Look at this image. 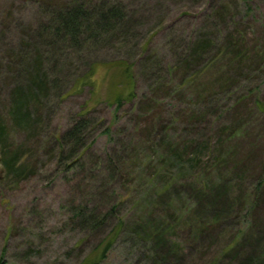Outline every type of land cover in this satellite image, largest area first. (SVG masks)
Returning <instances> with one entry per match:
<instances>
[{
	"label": "rangeland",
	"instance_id": "1",
	"mask_svg": "<svg viewBox=\"0 0 264 264\" xmlns=\"http://www.w3.org/2000/svg\"><path fill=\"white\" fill-rule=\"evenodd\" d=\"M80 1L100 11L94 0ZM98 1L106 2L100 8L122 4L124 13L110 18L111 31H98L107 27L101 21L91 25L81 55L54 37L57 19L46 15L66 0H0V264H145L130 236L111 233L117 220L89 226L113 204H121L127 232L154 218L168 223L170 242L183 243L172 251L174 264H264V0H250L249 15L241 0L219 12L209 0ZM44 24L50 46L38 39ZM212 40L226 44L210 47ZM32 48L33 62L39 65L43 49L44 69L59 81L29 95L24 115L35 109V126L11 116L23 80L15 73H25L22 52ZM191 48L215 62L180 63ZM232 52L239 56L233 62ZM100 63L131 68V101L116 105L114 86L126 82L105 67L94 75L95 96L89 85L58 96ZM194 70L188 89H169ZM86 109L102 124L81 165L68 170L57 164L53 141ZM218 177L224 200L201 185ZM171 183L170 193L154 189ZM198 217L202 227H190Z\"/></svg>",
	"mask_w": 264,
	"mask_h": 264
},
{
	"label": "trees",
	"instance_id": "2",
	"mask_svg": "<svg viewBox=\"0 0 264 264\" xmlns=\"http://www.w3.org/2000/svg\"><path fill=\"white\" fill-rule=\"evenodd\" d=\"M67 3L60 6L58 9L49 10L46 12V15L48 17V22L55 18L57 19L58 25L55 27V33L54 37L57 39L64 41L66 39V46L68 50H70L72 53H77L81 55L84 52V46L87 44L86 36L87 31H89V28L91 25H97L99 21L104 22L107 27L99 28L98 31L104 33L107 30H110L114 27L111 25L110 18L121 20L123 15V7L122 4H110L106 8H100L103 7V5H106L105 1H98L94 0V6L96 8H99L100 11L98 12H92L89 9H87L84 5L83 1L79 0H66ZM109 1V0H107ZM202 5H204V0H199ZM217 3H213L212 0H209L207 3H210L212 5L213 9H216L218 12L220 10H223L224 6L225 8H229V2L228 0H223V2L220 3L222 0H216ZM239 2H242L245 5V9L247 10V15L251 14L253 12V8H251V2L250 0H241ZM226 3V4H225ZM252 9V10H251ZM97 15H95V14ZM81 20H84L82 23ZM98 21V22H97ZM117 24L119 22H116ZM47 25L44 24L43 28L40 29L41 35L38 39H41L46 45L50 46V44L44 42V34L47 31ZM99 33L95 34V38L98 37ZM226 43L221 42L220 45H217L215 41L212 40V43L210 47L215 46H224ZM33 50L34 49H30ZM43 49L39 51L41 54V60L39 61V65L37 61L33 62V56L35 55V51L30 53L27 50H24L22 52V58L27 62H25L28 65V68L25 70V73L22 74L21 71H17L15 76L17 78H23L22 82L18 85L21 88L20 92H17L13 95H15V102L14 106L12 108V117L16 116L20 121L27 123L29 126H35L36 125V119H35V109L33 112H29L27 116L24 115V111L26 108L30 107L31 99L29 95L34 96L38 91H41L42 88L39 87V84L46 85L48 87V90L50 87H54L56 89L58 87L59 81L57 82V78L55 80H52L50 77L49 72L44 69V58H43ZM70 51L68 53H70ZM66 54V51H65ZM232 55V62L239 58L234 52L230 53ZM201 56L199 59L202 64H207L208 66L212 65V63L215 62V59L212 57H209V55H205V58L203 56V50L202 49H196L193 50H187L184 52L183 57L179 58V62L183 64L184 61L189 60H198V57ZM95 64L91 68H88L87 71L83 72L81 75L77 76L73 83H71V86L66 92H63L58 95L64 97L68 95V92L71 90H81L84 86L89 85L91 86V90L94 91V96L98 94L99 91H97V86L95 84V77L94 75L97 73V71H100L102 69H105L110 71L113 69L119 70V76L121 78H124V82H126V86L119 87L117 84H115L112 95L113 99L116 103V105L124 104L126 101H131L133 97H135L136 92L134 88L136 87V82L134 80V76L132 75L131 68L127 65L119 66L118 64ZM105 67V68H104ZM21 69V68H19ZM165 74H169L172 72V67L168 66ZM189 79L185 82H178L176 85H172L169 87V89L176 94L177 91L180 90H186L188 89L189 85L193 82V79L199 74V72L195 71L192 73L189 71ZM192 73V74H191ZM28 74V76H27ZM168 76V75H165ZM186 76V74L184 75ZM130 78V80H129ZM171 81H174L175 79L171 78ZM123 82V83H124ZM176 91V92H175ZM23 92V93H21ZM135 94V95H134ZM30 102V103H29ZM25 119V120H24ZM92 116L89 114V109H86L84 111H81L79 115L72 121V123L69 125V127L60 133L56 140L53 141V144L56 146V154H57V164L62 165L66 169L73 170L75 167L80 166L82 163V160H84L85 154H87V150L90 147L92 142H89V138L91 135H93L96 126L97 128L101 126L102 123H98L94 125L95 121L93 120ZM3 119L0 116V143L6 140L5 133L3 132ZM115 157H118L115 156ZM122 160V159H120ZM109 163H112L111 158L108 159ZM223 179L221 177H218V180H202L201 185L203 188H210L211 192H214L212 194L215 196H218L217 198H222L224 200L226 193L222 192V188L225 187V184L222 182ZM216 182L215 184H213ZM173 185V183L169 185H163L159 184L154 185L155 191H158L159 193H170L171 188L170 186ZM121 205V204H120ZM113 204L109 211L107 212V215L101 219L94 218V221L89 225L93 228L101 227L104 224V221L109 218H113L117 220V225L113 228L111 233H114V236L117 237L121 232L127 235V238L130 236L132 240H134L136 246H140L142 260L145 264H174L173 257L174 253L181 252L183 249H181V246L183 243L179 244V242H170L169 240V224L163 223L162 225H157L155 223L156 218H154V222H151L147 224L146 228L144 226L136 225L139 230L135 231H125L124 225L127 222V220L121 215V212H119V206ZM196 205L200 208H202L201 204L196 203ZM80 211H84L81 209ZM147 211V209H145ZM195 213H198V209L195 210ZM84 214V213H82ZM156 210L151 212V216H156ZM108 220V221H109ZM204 220V219H203ZM200 217H198L199 221L198 223L195 221L190 227H199V229L202 227V221ZM138 222V221H137ZM138 236H141L142 238L138 239ZM147 237V239H145ZM111 237H109L106 240V248H104L100 252V257L105 256V252L109 250L108 248L111 246L112 242ZM171 245L172 249L168 250L167 246ZM173 251V252H172ZM149 254L148 261L146 263V255ZM99 255V254H98ZM232 263V262H230ZM194 264H201V263H194ZM218 264V262L216 263ZM234 264V261L233 263Z\"/></svg>",
	"mask_w": 264,
	"mask_h": 264
}]
</instances>
